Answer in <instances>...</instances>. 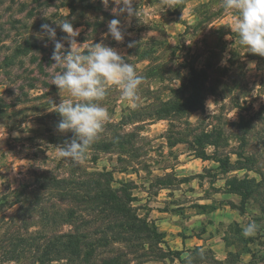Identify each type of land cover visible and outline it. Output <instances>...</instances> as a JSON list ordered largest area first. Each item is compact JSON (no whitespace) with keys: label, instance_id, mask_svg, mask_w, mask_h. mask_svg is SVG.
<instances>
[{"label":"rangeland","instance_id":"1","mask_svg":"<svg viewBox=\"0 0 264 264\" xmlns=\"http://www.w3.org/2000/svg\"><path fill=\"white\" fill-rule=\"evenodd\" d=\"M173 3L134 0L138 17L129 18L126 13L111 11L115 6L112 0L107 7L101 2L113 19L121 22L125 38L117 42L110 35L105 37L110 20L97 25L102 14L85 11L79 3L70 13L61 0H0L2 246L7 244L11 218L18 208L11 190L46 169L66 174L64 168L55 170L57 146L62 142L57 136L71 132L57 130L60 116L51 111L54 105L50 103V99L60 103L66 94L52 84L53 74L60 71L51 59L54 42L38 35L41 25L48 23L56 28V39L67 49L68 42L62 39L67 34L54 22L64 18L80 29L76 40L81 47L91 40L103 41L144 77L136 109L130 107V101L121 100L118 89L110 90L102 103L112 123L130 110L150 111L158 102L173 98V90L189 76L188 64L197 68L211 65V80L200 109L171 119H146L103 130L100 135L108 138L120 130L130 134V147L123 153L116 149L101 152L92 162V151L87 150L80 164L62 159L66 170L106 169L112 173L113 186L125 183L131 187L137 214L164 233L163 249L178 255L129 264H264V57L245 53L247 49L231 35L232 14L218 8L219 0H185L181 7ZM175 8L179 16L171 15ZM76 23L80 25L74 26ZM26 41L35 46L29 48ZM129 42L134 46L128 47ZM230 50L240 57L228 62ZM212 126L221 130L223 139L216 148L205 147L208 158L203 159L191 142L194 134ZM170 134L182 141L170 144ZM215 151L217 159H228V168L211 158ZM239 179L254 180L240 189L243 195L232 189ZM250 219L260 227L257 235L246 238L242 227ZM0 264L35 261L28 253L15 261L0 259Z\"/></svg>","mask_w":264,"mask_h":264},{"label":"trees","instance_id":"2","mask_svg":"<svg viewBox=\"0 0 264 264\" xmlns=\"http://www.w3.org/2000/svg\"><path fill=\"white\" fill-rule=\"evenodd\" d=\"M184 1L174 0L175 6L179 4L181 7ZM61 3L68 7L70 13L75 11L78 3L85 11L101 13L103 17L97 25L114 18L111 12L103 8L101 2L61 0ZM173 11L171 15L179 16L177 8ZM78 25L80 24H74ZM89 25V22H85V26ZM231 35L238 39L236 34ZM26 44L29 48L35 46L31 41H26ZM231 44L233 46V41ZM229 55L228 62L240 57L234 50H230ZM250 57L258 58L254 55ZM210 66L206 64L197 68L188 64L189 76L185 83L173 90V98L158 102L150 111L130 110L118 122H107L104 130L117 129L116 126L122 127L123 124L146 119H171L170 116L200 109L211 80ZM220 69L222 68L217 67V70ZM2 111L0 108V114ZM242 125H246L243 120ZM129 136L124 130L116 131L112 138L99 135L97 141L88 149L92 151L91 161H96L101 152L116 149L123 153L130 147ZM72 137L73 133L58 135L57 139L62 141V145ZM168 138L170 144L182 141L179 136L171 134ZM222 139L221 130L212 126L209 130L194 134L191 144L197 147L196 155L206 159L208 154L205 147L216 148ZM215 154L216 151L211 158L228 168V159H217ZM56 162L55 170L64 168L65 175L60 176L46 169L35 173L30 182L22 183L11 190L13 203H17L18 208L15 216L11 218L12 230L7 244L2 246L0 243L2 261H15L28 253L33 256L35 264H129L132 261L142 263L151 259L178 256L176 252L165 250L161 246L164 233L152 221L137 214L132 205L135 198L131 187L125 183L120 186L111 184V171H71L64 167V160L59 159ZM248 183L253 184L254 180H235L232 189L243 195L240 189H246Z\"/></svg>","mask_w":264,"mask_h":264},{"label":"clouds","instance_id":"3","mask_svg":"<svg viewBox=\"0 0 264 264\" xmlns=\"http://www.w3.org/2000/svg\"><path fill=\"white\" fill-rule=\"evenodd\" d=\"M101 2L105 7L109 4V0ZM112 3L115 5L111 9L114 14L138 17L137 9L133 7L134 0H112ZM218 8L232 14L230 29L238 36V44L247 49L245 53L264 57V0H219ZM54 22L67 34L62 38L68 42L67 49L61 40L56 39V28L50 24H42L38 34L41 39L46 36L54 42L51 59L60 71L53 74L52 84L66 94L58 104L50 99L54 105L51 111L60 116L57 130L73 133L70 141L57 146V158L80 164L110 121L108 109L102 103L110 90L118 89L121 100L130 101V107L136 109L140 106L138 90L144 77L115 48L103 41L94 43L92 40L81 47L76 40L80 29H74L72 23L64 18ZM107 28L105 37L110 35L117 42L124 40L125 33L118 19L110 20ZM127 46L133 47L134 42ZM251 67L254 68L255 64L252 63ZM259 227L255 220L250 219L243 225L242 235L253 237Z\"/></svg>","mask_w":264,"mask_h":264}]
</instances>
